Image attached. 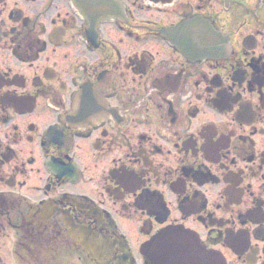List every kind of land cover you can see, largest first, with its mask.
I'll return each instance as SVG.
<instances>
[{
	"label": "flooded vegetation",
	"instance_id": "af4514ba",
	"mask_svg": "<svg viewBox=\"0 0 264 264\" xmlns=\"http://www.w3.org/2000/svg\"><path fill=\"white\" fill-rule=\"evenodd\" d=\"M110 1L0 0V264H153L175 228L264 264V0ZM194 17L224 56L167 39Z\"/></svg>",
	"mask_w": 264,
	"mask_h": 264
},
{
	"label": "water",
	"instance_id": "95a60500",
	"mask_svg": "<svg viewBox=\"0 0 264 264\" xmlns=\"http://www.w3.org/2000/svg\"><path fill=\"white\" fill-rule=\"evenodd\" d=\"M77 4H81L83 7H87L88 14H92L90 11V0H76ZM177 30L187 32L186 37L183 40H177L176 44L183 43V50L188 55H193L194 51L200 46L212 47L207 55H217L221 48V37L219 38L215 32L204 33L206 30L203 24H197L195 21H190L184 26H179ZM175 31L173 36L169 35L173 40L175 37ZM182 39V38H180ZM191 236L181 230H170L159 235L150 246V251L153 255L154 264H200L203 257L199 253L196 255L194 250V244L189 243ZM200 256L201 258H197Z\"/></svg>",
	"mask_w": 264,
	"mask_h": 264
}]
</instances>
